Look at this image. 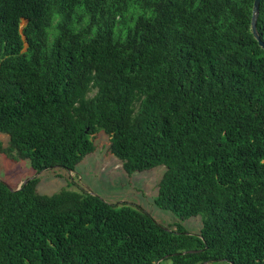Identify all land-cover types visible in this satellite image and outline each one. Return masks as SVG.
I'll return each mask as SVG.
<instances>
[{"label":"trees","instance_id":"1","mask_svg":"<svg viewBox=\"0 0 264 264\" xmlns=\"http://www.w3.org/2000/svg\"><path fill=\"white\" fill-rule=\"evenodd\" d=\"M252 3L0 0V152L73 171L103 131L127 174L166 167L157 208L202 218L190 234L86 191L40 194L36 176L17 190L0 180V264L264 263ZM256 29L264 42V0Z\"/></svg>","mask_w":264,"mask_h":264},{"label":"rangeland","instance_id":"2","mask_svg":"<svg viewBox=\"0 0 264 264\" xmlns=\"http://www.w3.org/2000/svg\"><path fill=\"white\" fill-rule=\"evenodd\" d=\"M24 23L25 20H22L21 27ZM92 140L94 150L87 154L73 171L52 167L35 173L27 159L13 160L0 152V180L14 189L26 178L36 176L39 178L36 190L40 194H52L61 189L86 191L112 204L125 203L141 209L165 227L174 229L181 224L190 234H197L200 231L201 216L180 220L172 212L154 205L153 198L157 194L158 182L166 169L164 165L127 174L121 161L109 151L107 134L98 131L92 135ZM0 141L6 147L8 136L0 132ZM158 264H171V261L164 258Z\"/></svg>","mask_w":264,"mask_h":264},{"label":"water","instance_id":"3","mask_svg":"<svg viewBox=\"0 0 264 264\" xmlns=\"http://www.w3.org/2000/svg\"><path fill=\"white\" fill-rule=\"evenodd\" d=\"M260 1L261 0H253V3H252V9H251V19H250V29H251V32H252V35L253 37L256 39L258 45L264 49V42L260 39V36L257 32V29H256V21H257V17H258V13H259V4H260ZM30 178L32 177H28L26 178L22 183V184H25V182L27 180H29ZM9 189L11 190H17L20 188V186H18L17 188L13 189L11 187L8 186ZM186 252H193V250H189V251H186ZM165 257H168V256H165ZM162 260V259H159L158 261H156L155 264H158V262ZM202 264H206V262H203ZM264 264V263H263Z\"/></svg>","mask_w":264,"mask_h":264}]
</instances>
